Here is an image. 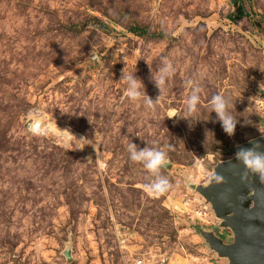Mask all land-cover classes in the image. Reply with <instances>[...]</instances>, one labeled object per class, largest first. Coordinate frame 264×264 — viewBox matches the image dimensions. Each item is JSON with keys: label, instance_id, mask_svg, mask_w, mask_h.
I'll use <instances>...</instances> for the list:
<instances>
[{"label": "rangeland", "instance_id": "1", "mask_svg": "<svg viewBox=\"0 0 264 264\" xmlns=\"http://www.w3.org/2000/svg\"><path fill=\"white\" fill-rule=\"evenodd\" d=\"M243 8L245 17L231 0H0V264H118L116 226L133 249L230 264L209 237L227 243L233 231L203 192L264 139V0ZM162 58L176 71L161 94L152 75ZM133 71L153 102L161 95L152 108L127 96L121 79ZM190 80L200 88L192 114ZM216 94L233 105L232 136L212 112ZM131 141L167 152L171 190L145 191L153 177L129 159ZM185 195L210 211L206 224L174 209Z\"/></svg>", "mask_w": 264, "mask_h": 264}, {"label": "water", "instance_id": "2", "mask_svg": "<svg viewBox=\"0 0 264 264\" xmlns=\"http://www.w3.org/2000/svg\"><path fill=\"white\" fill-rule=\"evenodd\" d=\"M259 143L264 145V139ZM203 195L222 226L234 234L228 246L209 237L212 248L230 264H264V181L235 159L219 167Z\"/></svg>", "mask_w": 264, "mask_h": 264}, {"label": "clouds", "instance_id": "3", "mask_svg": "<svg viewBox=\"0 0 264 264\" xmlns=\"http://www.w3.org/2000/svg\"><path fill=\"white\" fill-rule=\"evenodd\" d=\"M161 63L162 67L157 69L155 76L152 75V79L162 94V90L166 86L168 79L174 76L176 69L168 58H162ZM121 81L126 85L125 92L131 100L136 101L146 97L143 102L149 108H152L159 102L161 95L156 102H153L146 94L144 84L135 75V71L128 74L123 72ZM187 83L193 90L187 99L186 110L188 114H192L198 110L200 88L191 80ZM211 107L212 112L216 114L221 123L224 132L229 136L234 135L238 120L231 113L233 105L230 99L221 94H216L211 99ZM84 139L87 138H81V140ZM251 143L252 146L250 148H241L236 153L237 158L244 164L248 172L264 181V145L255 140ZM127 151L129 159L134 163L141 164L153 177L143 185L145 191L152 194H163L171 190L173 187L172 183L166 176L161 175V170L167 167L168 164L166 151L150 146L140 148L132 141L128 144Z\"/></svg>", "mask_w": 264, "mask_h": 264}, {"label": "built area", "instance_id": "4", "mask_svg": "<svg viewBox=\"0 0 264 264\" xmlns=\"http://www.w3.org/2000/svg\"><path fill=\"white\" fill-rule=\"evenodd\" d=\"M195 199L185 195L182 201L174 209L179 213L190 214L194 220L207 222L209 212L206 207L200 206L193 209ZM211 207V211H212ZM216 218V216H215ZM114 237L118 246L121 259L118 264H185L184 259L180 256L170 257L161 249L143 250L141 248L133 249L130 246V237L128 230L122 226H116L114 229Z\"/></svg>", "mask_w": 264, "mask_h": 264}, {"label": "trees", "instance_id": "5", "mask_svg": "<svg viewBox=\"0 0 264 264\" xmlns=\"http://www.w3.org/2000/svg\"><path fill=\"white\" fill-rule=\"evenodd\" d=\"M233 2V4L235 5V7H237V14L239 16H247V13L245 12L244 8H243V3H244V0H231ZM259 29L260 31L263 33L264 35V29L261 28L259 26ZM136 31V29H134V32Z\"/></svg>", "mask_w": 264, "mask_h": 264}, {"label": "crops", "instance_id": "6", "mask_svg": "<svg viewBox=\"0 0 264 264\" xmlns=\"http://www.w3.org/2000/svg\"><path fill=\"white\" fill-rule=\"evenodd\" d=\"M226 228V227H225ZM229 229V228H228ZM214 231V230H213ZM231 231V230H230ZM215 232V231H214ZM217 232V231H216ZM215 232V233H216ZM224 232V231H223ZM213 236H215V235H213ZM216 237V236H215ZM225 237H226V239H228L229 238V241H231V239L230 238H232V239H234V235L232 234V235H230L229 233L227 234V235H225ZM215 239H218L223 245H225V246H228V242L226 243V242H224L222 239H220V238H218V236L215 238ZM215 251V250H214ZM216 252V251H215ZM216 254L218 255V256H220L219 255V253H217L216 252ZM221 257V256H220Z\"/></svg>", "mask_w": 264, "mask_h": 264}, {"label": "bare ground", "instance_id": "7", "mask_svg": "<svg viewBox=\"0 0 264 264\" xmlns=\"http://www.w3.org/2000/svg\"><path fill=\"white\" fill-rule=\"evenodd\" d=\"M199 195V194H198ZM200 196V195H199ZM201 197V196H200ZM202 198V197H201ZM203 199V198H202ZM206 201V200H205ZM204 201V199H203V202H204V204H206V206H208V208H209V210H211V204L210 203H207V202H205ZM219 220V219H218ZM220 222H222V220H220Z\"/></svg>", "mask_w": 264, "mask_h": 264}]
</instances>
